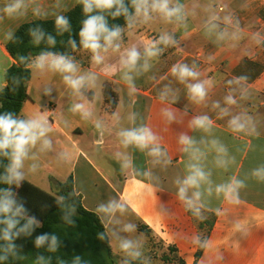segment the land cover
<instances>
[{"label": "crops", "instance_id": "obj_1", "mask_svg": "<svg viewBox=\"0 0 264 264\" xmlns=\"http://www.w3.org/2000/svg\"><path fill=\"white\" fill-rule=\"evenodd\" d=\"M181 1L169 4L181 7L179 19L152 11L149 2L148 17L136 12L113 46L99 51L100 63L91 50L75 51L68 58L76 66L74 74L55 71L47 63L39 68L38 57L33 59L21 118L45 121L49 130L27 147L19 168L22 179H13L14 185L28 183L54 195L71 179L83 207L104 225L114 257L137 254L139 244L152 236L174 249L177 262L264 264V178L255 174L264 172V0ZM78 2L0 0V91L15 63L6 49L15 32L37 19L63 17ZM165 36L171 42L157 43ZM151 44L172 52L170 67L152 76L140 70V79H135L133 69L144 68ZM133 48L140 58L129 70L121 61ZM176 65H186L198 76L181 81L172 72ZM65 75L84 76L85 83L77 92ZM196 83H204L203 100L190 93ZM106 84L117 96L114 109L105 103ZM78 104L90 114L74 111ZM198 117L211 121L207 130L194 125ZM237 117L242 131L230 123ZM142 127L155 142L143 150L134 144L125 147L119 133ZM181 137L191 143H182ZM153 147H159L160 155L150 154ZM192 166L207 178L199 188L188 187L182 200L179 190ZM234 180L242 186L231 198L217 192L218 186ZM113 201L124 210L99 211ZM211 216L213 226L196 260L199 223L211 221ZM140 225L150 234L140 232ZM125 241L132 245L128 250L121 247Z\"/></svg>", "mask_w": 264, "mask_h": 264}, {"label": "trees", "instance_id": "obj_2", "mask_svg": "<svg viewBox=\"0 0 264 264\" xmlns=\"http://www.w3.org/2000/svg\"><path fill=\"white\" fill-rule=\"evenodd\" d=\"M123 5L127 13L121 11L118 16H113L115 7L94 8L91 13H85L79 0L63 16L68 21L66 29L56 25L57 19H37L22 25L6 46L15 63L7 70V85L0 91V116L10 115L15 120H22L35 57L51 53L68 59L75 51L83 49L79 33L90 16H103L109 30L127 26L136 7L132 0H123ZM49 37L54 39V44L49 43ZM70 41L75 42V48ZM88 96L92 98L91 93ZM104 99L111 109L116 107L117 96L109 84L104 86ZM6 151L7 155L0 152V205L10 202V210L0 212V264H113L114 256L105 227L95 213L83 207L81 198L73 191L72 180L60 184L57 196L28 183L16 188L13 179L11 182L8 179L11 149ZM190 214L194 215L191 211ZM213 220L214 216H211V221L199 223L200 249L196 260L202 254ZM8 221L14 222L10 229ZM139 231L150 234L142 225ZM40 238L44 239L38 244ZM178 264L186 263L179 260Z\"/></svg>", "mask_w": 264, "mask_h": 264}, {"label": "clouds", "instance_id": "obj_3", "mask_svg": "<svg viewBox=\"0 0 264 264\" xmlns=\"http://www.w3.org/2000/svg\"><path fill=\"white\" fill-rule=\"evenodd\" d=\"M84 6L85 13H91L94 8L96 9H112L116 8V11L113 12V16H118L123 11L127 13V9L123 5V0H81ZM133 5L136 7L137 14H140L143 11L145 18L148 17L149 11V0H132ZM19 5H17L18 7ZM152 11H158L162 13L165 18L171 19L172 17L180 18L179 14L181 11L180 6L173 8L169 7V0H152L151 3ZM11 11V9H9ZM68 21L64 17H58L56 20V25L60 28H67ZM80 42L85 49L91 50L93 53V60L96 63H100L102 57L99 54V51L103 48L104 51H107L108 47L113 46V41L117 39L120 35V29L116 28L114 30H109L106 25V22L103 16L95 15L90 16L83 25L82 30L79 33ZM103 39L104 44L100 43ZM159 42L168 44L171 42L170 37H161ZM49 43L54 44L55 41L52 37H49ZM73 48H75V42L70 41ZM116 48L119 45L115 46ZM159 52V49L156 48L155 44H151L146 48L145 54L149 57L156 56ZM140 58V54L135 50V48L127 51L126 59H122V64L127 67L129 70L135 68L137 61ZM61 73L74 74L76 72V66L71 62L70 59L65 58L64 56H55L51 53L42 54L37 58L36 66L43 68L45 64ZM174 75H177L181 81H184L187 78L195 79L198 76V73L188 68L186 65H176L172 68ZM65 82L68 83L74 90L77 92L85 83V77L80 76L74 78L73 75H65ZM130 79V77H128ZM190 93L194 99L203 100L206 96V90L204 83H196L190 85ZM229 102L234 103V101L229 97ZM74 111H82L84 116H88L90 113L84 110L83 105H75ZM169 118L171 114L168 113ZM194 125L205 130L211 124V121L208 117H198L193 121ZM231 125L234 130L242 131L244 129V124L240 122V118H234L231 122ZM46 122L40 119L34 120H15L10 115L0 116V152H4L7 155L8 149H11L12 164L9 168V182L12 179H15L17 182L22 179V174L19 172V168L22 166V160L27 156V147L29 145H35L37 140L45 136L49 130L46 126ZM122 138V143L125 147L130 144L136 145L141 150L147 148L150 144L155 142V137L147 128H138L132 130H126L119 133ZM181 142L185 144H190L191 141L187 137H181ZM44 146L50 147V142L44 140ZM224 151L223 148L220 149ZM151 155L158 156L160 155L159 147H153L151 150ZM193 172L189 175L184 181L183 185L179 190V196L183 200L185 199L186 191L188 187L199 188L200 182L206 180V174L198 167L192 166ZM256 175L262 176L264 178V172L258 171ZM242 186V182L234 180L229 185H221L217 187V192H224L226 197H232L235 193L236 188ZM196 199H199L200 193H194ZM186 203L189 207H193V201L187 200ZM10 210V202L0 205V212H8ZM116 210L123 211V205L113 201L108 205H101L99 211L104 213H113ZM198 212L199 210L196 209ZM14 226V222L8 221L9 229ZM131 226H126L125 230H130ZM7 236V233H6ZM44 238L38 239L37 243L40 244L43 242ZM121 247L125 250H128L132 247L130 242L125 241ZM138 255V253H137Z\"/></svg>", "mask_w": 264, "mask_h": 264}, {"label": "rangeland", "instance_id": "obj_4", "mask_svg": "<svg viewBox=\"0 0 264 264\" xmlns=\"http://www.w3.org/2000/svg\"><path fill=\"white\" fill-rule=\"evenodd\" d=\"M149 2H152V0H149ZM184 2L185 1L183 0L180 4L183 5ZM170 3H173V0H169V4ZM157 49H159V52L156 56L145 57L143 61L144 68L143 66H140L138 67L139 69H133V71H135V79H140V70H142V72H147L148 70L152 76L154 73L158 74L170 67V64L167 62H171L172 56L170 55H172V52L164 51L163 47H157ZM145 74L147 75V73ZM57 195L58 192H55L54 196ZM177 259V255L172 250H169L168 247H165L154 237L150 236L146 239V241L139 244L138 255L115 256L113 264H178Z\"/></svg>", "mask_w": 264, "mask_h": 264}]
</instances>
